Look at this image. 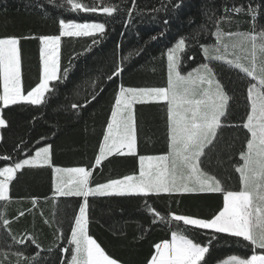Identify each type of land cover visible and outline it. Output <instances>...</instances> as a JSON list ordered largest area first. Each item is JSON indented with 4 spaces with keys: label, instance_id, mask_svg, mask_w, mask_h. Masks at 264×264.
I'll return each instance as SVG.
<instances>
[{
    "label": "snow or ice",
    "instance_id": "1",
    "mask_svg": "<svg viewBox=\"0 0 264 264\" xmlns=\"http://www.w3.org/2000/svg\"><path fill=\"white\" fill-rule=\"evenodd\" d=\"M71 10L80 12H102L111 17L121 11L128 18L134 14L143 15L145 11L159 14L168 12L171 0H159V6L140 9L137 0H128L129 7L123 9L118 4L97 0L91 6L81 0H66ZM53 3V0H48ZM36 8L43 9L37 0ZM179 8L180 3L172 4ZM264 0L260 4H235L223 6V15L205 7L202 15L211 21L215 37L211 46L201 45L206 62H201L191 71L182 70L181 54L186 50V38L180 37L175 45L166 51L167 82L163 87H130L122 83L114 96L110 116L106 121L102 134V142L98 145V154L92 169L88 167H60L53 164V144L47 142V136L40 137L45 141L43 146L30 148L34 155L16 160L12 166L0 167V230L7 233L13 243L24 244L25 240L17 239L11 231V224L26 213L21 210L15 218L7 216V205L12 202L10 185L17 178V173L27 168H43L47 166L52 172L54 196L60 198H81L78 214L74 213L70 227L67 247L60 248V264H121V262L101 247L90 235V197H140L144 209L150 216V224H164L170 229V240L154 245V252L147 264H210V250L215 243L226 237L238 238L231 243L240 244L253 254L250 258L230 255L223 264H264V254H256V250H264V26L257 29V17ZM228 13L248 15L252 28L248 31H225L222 24H231L233 17ZM47 16V11H44ZM155 19V16H153ZM164 25L169 24L165 18ZM195 23L193 17L187 21ZM58 35L4 36L0 37V129L9 127L4 112L11 106H48L51 99L59 94V86L64 84L70 75L71 63L61 67L62 38L93 37L102 38L106 25L102 22L76 23L58 20ZM208 30L207 23H201L194 29L193 39H199ZM167 31V28H165ZM163 33H161L162 35ZM153 36L151 39L155 40ZM37 39L39 41L40 73L38 82L30 89L23 83L22 40ZM119 47V46H118ZM143 49L136 50L139 55ZM123 57L114 63L107 80L120 78L124 72ZM188 59H194L189 56ZM213 62H220L229 69L238 70L247 78L246 117L240 123L231 120L233 94L218 78ZM95 88V85L93 84ZM103 88L93 91L83 104L72 103L71 108L79 112L95 101ZM158 104L166 109L167 151L160 155H142L138 152L137 105ZM238 128L246 130L245 141L239 151V161L234 164L238 173L239 188L233 190L223 180L208 169L211 167L213 154L217 146L225 144L232 147V142H225L224 129ZM0 141L3 136L0 135ZM38 141L37 143H39ZM23 143V142H22ZM24 151V149H20ZM110 157L137 158L138 174L124 175L122 178L110 179L105 183L92 186L93 170L102 165ZM0 159L9 161V155H0ZM217 159L219 156L217 155ZM222 194L223 207L209 219L191 217L182 214H162L149 198L161 195L184 194ZM35 206L37 198L31 201ZM32 212V209H28ZM45 224H51L45 220ZM211 230L206 241H197L187 234V229ZM59 240H63L62 230L58 229ZM31 244L40 249L35 237H28ZM58 245H54L57 247ZM52 251V249H49ZM65 254H69L67 260ZM16 264H21L23 256L26 264H38L39 253L24 256L17 250ZM0 264H3L0 261Z\"/></svg>",
    "mask_w": 264,
    "mask_h": 264
},
{
    "label": "trees",
    "instance_id": "2",
    "mask_svg": "<svg viewBox=\"0 0 264 264\" xmlns=\"http://www.w3.org/2000/svg\"><path fill=\"white\" fill-rule=\"evenodd\" d=\"M91 6L99 3L97 0H81ZM129 7L128 0H105ZM249 0H171L168 12L159 14L145 11L143 15L134 14L128 18L121 11L109 17L102 12L89 13L71 10L66 0H40L43 9L36 8L37 0H0V37L34 35H58V20L66 22H102L106 32L99 42L93 44V37L62 38L61 67L71 71L68 80L59 86V94L51 99L48 106H11L4 112L9 127L0 130L3 141H0V155H9L12 159H0V167L12 166L13 162L34 154L30 148L43 146L45 141L40 137L47 136V142L53 144V164L60 167L93 168L98 145L102 142V134L114 96L119 84L130 87H163L167 82L166 51L180 37L186 38V50L181 54L182 70L191 71L204 60L201 45L211 46L215 37L213 24L203 15L202 10H215L217 15H223V6L235 4L247 5ZM180 3L179 8L172 4ZM260 4L261 0H252ZM140 9H150L159 6V0H137ZM47 11V16L44 11ZM233 17L231 24H222L225 31H248L252 28L248 15L228 13ZM155 16V19H153ZM195 19L189 24L188 18ZM167 18L169 24H163ZM201 23H207L208 30L199 39H193L194 29ZM257 29L264 26V7L257 17ZM167 28V31H165ZM161 33H163L161 35ZM156 36L155 40L151 37ZM22 71L23 83L30 89L38 82L40 73L39 41L37 39L22 40ZM119 46V47H118ZM143 51L136 55V50ZM132 56L124 61V72L120 78L107 80L114 63H119L123 57ZM194 59H188L189 56ZM218 78L233 94L231 120L240 123L246 117L247 78L238 70L229 69L220 62H213ZM95 85V88L93 87ZM103 88L97 99L79 112L71 108L72 103L83 104L93 91ZM138 121V152L142 155H160L167 151L166 140V109L163 105H137ZM246 130L225 128L223 140L232 142V147L225 144L217 146L213 154L210 172L222 180L225 177L226 186L238 190V173L233 165L239 161V151L245 141ZM40 141L39 143H37ZM23 142V143H22ZM24 149V151H20ZM217 155L219 159H217ZM138 173L137 158L110 157L102 165L93 170L92 186L105 183L110 179L122 178L126 174ZM10 197L14 200L7 207V216L15 218L23 210L25 215L14 220L11 231L17 239L25 240L24 244L13 243L7 233L0 230V261L3 264H16L14 253L19 250L24 256L39 253L38 264H60V248L67 247L70 237V227L73 214H78L81 198H60L54 196L51 170L43 168H25L17 173V178L10 185ZM37 198L38 208L28 212L32 199ZM89 231L101 247L111 257L121 264H147L154 252V245L170 240V229L164 224H150V216L144 209L140 197H90ZM149 202L162 214L176 213L191 217L209 219L223 207L222 194H184L161 195L149 198ZM4 202H0L2 207ZM48 220L51 224H45ZM62 230L63 240L58 236ZM211 230L187 229V234L197 241H206ZM223 239L215 243L210 250V264L230 255L249 257L253 254L240 244L231 243L238 238L226 237V234H216ZM28 237H35L40 245L37 249ZM54 245H58L54 247ZM52 249V251H49ZM256 254H264V250H256ZM69 254H65L67 260ZM21 264H26L24 257Z\"/></svg>",
    "mask_w": 264,
    "mask_h": 264
},
{
    "label": "crops",
    "instance_id": "3",
    "mask_svg": "<svg viewBox=\"0 0 264 264\" xmlns=\"http://www.w3.org/2000/svg\"><path fill=\"white\" fill-rule=\"evenodd\" d=\"M0 130H1V129H0ZM33 155H34V154H33ZM136 174H138V173H136ZM126 175H128V174H126ZM12 201H14V200L12 199ZM11 203H12V202H11ZM11 203H10V204H11ZM8 205H9V204H8ZM8 205H7V207H8ZM37 208H38V201H37V203H36L35 206L32 205V206L30 207V209H32L33 211L36 210ZM18 213H19V212H18Z\"/></svg>",
    "mask_w": 264,
    "mask_h": 264
},
{
    "label": "rangeland",
    "instance_id": "4",
    "mask_svg": "<svg viewBox=\"0 0 264 264\" xmlns=\"http://www.w3.org/2000/svg\"><path fill=\"white\" fill-rule=\"evenodd\" d=\"M76 23H92V22H76ZM175 45V44H174ZM173 45V46H174ZM172 46V47H173ZM241 257V256H240ZM241 258H250V256L249 257H241ZM226 259V258H225ZM224 260V259H223ZM223 260H221V261H219L217 264H223Z\"/></svg>",
    "mask_w": 264,
    "mask_h": 264
}]
</instances>
